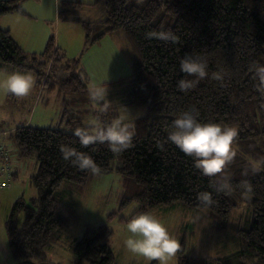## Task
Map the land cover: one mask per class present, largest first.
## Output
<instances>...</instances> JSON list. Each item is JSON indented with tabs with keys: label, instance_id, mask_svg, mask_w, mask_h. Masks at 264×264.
Segmentation results:
<instances>
[{
	"label": "trees",
	"instance_id": "trees-1",
	"mask_svg": "<svg viewBox=\"0 0 264 264\" xmlns=\"http://www.w3.org/2000/svg\"><path fill=\"white\" fill-rule=\"evenodd\" d=\"M19 1L0 0V15L20 12ZM63 2L68 8L82 7L79 1ZM95 3H102L104 19L81 22L85 44L117 31L124 34L134 53L125 104L144 105L146 112L134 119L131 147L119 155L106 144L83 147L75 131L62 127L20 125L8 133L17 156L37 163L29 179L35 196L18 197L4 221L12 257L22 264H46V248L59 241L67 222L58 212L59 188L68 183L82 192L93 173L63 159L61 148L71 147L94 159L96 173L119 175L123 192L119 208L135 202L132 214L180 203L207 209L212 229L224 232L241 204L251 209L246 227L240 221L234 226L236 250L190 255L185 253L186 236L181 233L179 264H264V167L253 170L256 161H264V81L254 71L264 66V0H95L91 5ZM161 33H172L177 42L160 40ZM186 55L206 61L208 76L181 92L177 82L193 79L180 71L179 62ZM0 65L32 71L36 86L49 85V90L65 94L63 106L66 94L88 100L87 77L79 61L66 59L52 36L43 52L35 54L22 49L11 32L0 27ZM217 74L220 80L214 78ZM191 108L198 111L201 123L238 131L233 144L236 155L221 173L204 175L193 157L167 139L174 119ZM63 110L64 115L65 106ZM205 194L210 203L203 201ZM111 234L104 224L87 226L70 245L72 264H115L106 242Z\"/></svg>",
	"mask_w": 264,
	"mask_h": 264
},
{
	"label": "rangeland",
	"instance_id": "rangeland-1",
	"mask_svg": "<svg viewBox=\"0 0 264 264\" xmlns=\"http://www.w3.org/2000/svg\"><path fill=\"white\" fill-rule=\"evenodd\" d=\"M63 1L20 0V12L0 15L1 27H10L13 36L24 45L25 50L35 54L43 52L49 37L52 36L54 45L65 53L66 59L79 61L81 72L87 77L88 90L93 85L107 87V99L112 102L114 108H110L106 113H100L93 108L89 94L87 101L80 100L82 95L66 94L64 106L67 111L63 115L64 106L61 100L65 94H60L56 98V88L49 90V85H40L37 96L39 97L41 92L42 96L47 95L48 104L41 107V113L36 109L35 115L31 113L32 110L31 112L28 110V105L35 100L31 98V93L23 98L11 94L0 97V126L6 129L13 130L34 117L30 120L33 127H62L75 131L86 128L93 119H99L106 125L118 116L125 115V107L132 114L130 117L132 119L141 117L146 112L144 105L125 104L124 91L130 79L134 53L124 34L117 31L112 35L106 34L96 42L85 44V31L81 22H101L104 19L102 3L91 5L95 0H72L90 5L68 8ZM98 27L96 25V29ZM14 157L16 158V155ZM36 167L35 159H24L12 186L0 190V264L20 262L10 253L4 221L12 203L18 197L29 199L35 196L36 191L29 185V179L34 175ZM59 192L58 212L67 218V222L60 231L59 241L46 248L44 259L46 264H72L70 245L81 237L87 226L95 228L101 224L112 231L106 242L112 250L115 264H146L144 258L134 256L125 247L124 241L129 234L124 226L128 220L129 210L133 212L137 204L130 202L122 209L119 208L123 192L120 177L115 171L92 173L82 192H77L68 183H63ZM151 212L165 223L177 241L179 235L184 233L185 253L200 256L225 254L236 250L234 226L239 225L240 221L241 227H246L251 220V209L246 204H241L232 212L229 227L224 232L212 229L207 209H196L176 203L173 206L162 205Z\"/></svg>",
	"mask_w": 264,
	"mask_h": 264
},
{
	"label": "clouds",
	"instance_id": "clouds-1",
	"mask_svg": "<svg viewBox=\"0 0 264 264\" xmlns=\"http://www.w3.org/2000/svg\"><path fill=\"white\" fill-rule=\"evenodd\" d=\"M142 3L143 0H136ZM163 41L177 42L172 33H161L158 37ZM181 73L193 77L191 80L180 79L177 87L181 92L193 89L196 84L208 76L207 62L186 55L179 62ZM256 76L264 81V66L254 69ZM220 80L219 74L214 76ZM35 85V77L30 72H0V97L9 94L17 98L28 96ZM89 97L93 108L106 113L112 107V102L107 99V87L93 85L89 90ZM126 114L120 115L106 125L99 119L90 120L86 128L77 129L74 135L83 147L92 144H106L109 151L119 155L131 147L132 137L135 132L132 114L125 107ZM199 113L195 108L181 112L172 123V131L167 139L182 153L194 158V164L204 175L212 176L221 173L232 162L236 155L233 147L238 136L234 127L222 126L218 123L198 121ZM137 118V117H135ZM62 157L81 170L99 171L94 159L85 153L77 152L74 148H61ZM264 167V161H256L253 170ZM205 203H210V197L203 196ZM125 231L129 234L124 241L128 252L136 257L144 258L146 264H179L177 253L181 245L172 235L165 223L151 211H141L132 214L129 210Z\"/></svg>",
	"mask_w": 264,
	"mask_h": 264
},
{
	"label": "built area",
	"instance_id": "built-area-1",
	"mask_svg": "<svg viewBox=\"0 0 264 264\" xmlns=\"http://www.w3.org/2000/svg\"><path fill=\"white\" fill-rule=\"evenodd\" d=\"M8 133L9 131L0 126V136H5V139L0 140V190L10 188L17 173L15 159L18 156L14 146L7 140Z\"/></svg>",
	"mask_w": 264,
	"mask_h": 264
},
{
	"label": "crops",
	"instance_id": "crops-1",
	"mask_svg": "<svg viewBox=\"0 0 264 264\" xmlns=\"http://www.w3.org/2000/svg\"><path fill=\"white\" fill-rule=\"evenodd\" d=\"M55 2H56V0H55ZM79 2H81L82 3V7L83 6H86V5H90V3H84V2H82V1H79ZM81 7V8H82ZM56 9H57V7H56ZM12 13H14V12H12ZM6 15V14H5ZM2 19H0V21H1ZM2 22V21H1ZM2 25L0 24V27H1ZM10 32H11V35H12V37L14 38V40L20 45V47L22 48V49H24L25 50V48L23 47L24 45L18 40V39H16V37H14L13 35V32H12V29H10V27H6ZM5 28V29H6ZM58 47V46H57ZM26 51V50H25ZM63 51V50H62ZM65 52H67L66 50H65ZM65 54V53H64ZM15 71H20V72H30V73H32L33 75H34V73L32 72V71H30V70H27V69H24V68H14V67H8V66H4V65H0V72H8V73H10V72H15ZM34 77H35V75H34ZM35 82H36V78H35ZM38 86H36V85H34V88H33V90L31 91V98H33V99H35L34 101H33V103H31L30 101H29V103H31L30 105H28V110L31 112V110H32V114L33 115H35V113H36V109L38 110V112L39 113H41V107H45V106H47V104H48V96L47 95H45V96H42V92L40 93V95H39V97L37 96V93H38ZM35 92V93H34ZM58 96V93L56 94V98H58L57 97ZM40 108V109H39ZM34 117H32V118H29L27 121H24L21 125H30V123H31V121L30 120H32ZM3 129H5V130H7V131H10V130H12V129H6V128H4L3 126H1ZM2 139H5V136H0V140H2ZM18 159H17V173H16V175H15V179H16V177H17V175H18V171H19V167H20V165L21 164H23L24 163V159L23 158H20L19 156L17 157ZM22 161V162H21Z\"/></svg>",
	"mask_w": 264,
	"mask_h": 264
},
{
	"label": "water",
	"instance_id": "water-1",
	"mask_svg": "<svg viewBox=\"0 0 264 264\" xmlns=\"http://www.w3.org/2000/svg\"><path fill=\"white\" fill-rule=\"evenodd\" d=\"M22 263H23V262L20 261L18 264H22Z\"/></svg>",
	"mask_w": 264,
	"mask_h": 264
}]
</instances>
